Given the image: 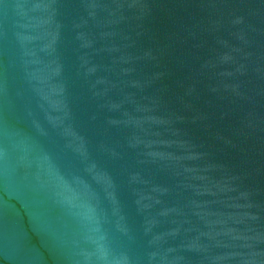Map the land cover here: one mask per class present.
Instances as JSON below:
<instances>
[{"label": "water", "instance_id": "water-1", "mask_svg": "<svg viewBox=\"0 0 264 264\" xmlns=\"http://www.w3.org/2000/svg\"><path fill=\"white\" fill-rule=\"evenodd\" d=\"M0 264H264V0H0Z\"/></svg>", "mask_w": 264, "mask_h": 264}]
</instances>
